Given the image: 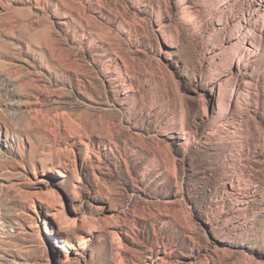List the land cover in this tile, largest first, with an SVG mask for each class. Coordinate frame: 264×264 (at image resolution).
<instances>
[{
  "label": "rangeland",
  "instance_id": "obj_1",
  "mask_svg": "<svg viewBox=\"0 0 264 264\" xmlns=\"http://www.w3.org/2000/svg\"><path fill=\"white\" fill-rule=\"evenodd\" d=\"M261 27L264 0H0V264H264Z\"/></svg>",
  "mask_w": 264,
  "mask_h": 264
},
{
  "label": "bare ground",
  "instance_id": "obj_2",
  "mask_svg": "<svg viewBox=\"0 0 264 264\" xmlns=\"http://www.w3.org/2000/svg\"><path fill=\"white\" fill-rule=\"evenodd\" d=\"M257 23L255 21H251V22H247V24L245 25V29L247 31H253V26L256 25ZM261 29L263 30L264 27H261ZM259 38H260V34H259ZM252 43V42H251Z\"/></svg>",
  "mask_w": 264,
  "mask_h": 264
}]
</instances>
